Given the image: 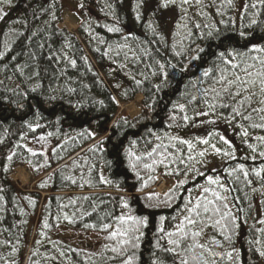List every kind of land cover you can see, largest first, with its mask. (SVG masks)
<instances>
[{
    "label": "trees",
    "instance_id": "obj_1",
    "mask_svg": "<svg viewBox=\"0 0 264 264\" xmlns=\"http://www.w3.org/2000/svg\"><path fill=\"white\" fill-rule=\"evenodd\" d=\"M84 3V20L76 32L61 27L64 7L59 0H10L0 4V10L6 13L0 19V51H4L5 44L10 48L0 60V195L4 196L0 201V264H121L122 258L113 259L117 254L110 248L115 242L106 239L108 233L99 227L83 226L99 224L108 213L111 216L105 222L115 223L114 217L122 213L148 218L147 226L141 229L136 264H179V257L157 248L156 243L168 246L166 232L174 231L183 220L189 200L194 202L205 195L202 188L209 186L208 176H219L230 189L227 203L237 217L238 227L230 228L231 241H225L218 228L207 227L200 242L208 243L211 237L221 242L222 247H213L220 254L215 257L216 264H264V256L260 255L264 251V172L256 175L264 167V156L260 155L264 142L257 139L264 136V129L251 127L261 121L255 113L250 121L232 119L230 109L219 107L209 115H196L209 111L201 95L208 86L202 82V73L219 62L217 54L248 52L253 45L264 46V5L259 0H246L247 10L237 24L236 0L231 7L227 0H203L197 17L187 16L190 18L180 19L168 28L159 21L161 12L151 14L154 0H149L141 20L135 18V0ZM254 3L256 8L251 6ZM108 4L113 6L112 11L106 7ZM150 21L156 33L148 28ZM177 23L188 24L191 39H185L187 30L178 29ZM195 23L201 28L196 29ZM206 24L214 25L211 37L207 36ZM108 27H119L121 31L108 32ZM241 31L246 38L239 36ZM40 44L44 47L40 48ZM125 44L127 47H120ZM196 47L204 49L201 59L191 60ZM176 51L186 54L178 57ZM53 53L59 59L49 60ZM65 53L76 60V67L64 59ZM156 61L165 64L166 80ZM16 65L23 69V75ZM37 71L38 77L34 75ZM114 76L124 81L119 90L113 85ZM133 76L142 81L139 86ZM37 84L40 87L31 92ZM156 85H160L159 91ZM20 92L28 93L27 98L17 95ZM137 94L143 95L140 113L130 116L121 111V105ZM17 103L25 107L18 108ZM179 104L186 106L189 121L184 122V113L173 107ZM172 115L177 117L175 122L170 119ZM207 117L224 121L225 140L229 143L216 136L220 153L211 147L215 144L214 134L208 138V145L202 148L193 143L191 151L179 140L169 139H184L180 133ZM29 123L39 127L33 131ZM244 129L249 133L247 137L243 136ZM92 132L96 133L94 137L89 135ZM41 135L45 141H39ZM102 139V150H93ZM159 143L168 145L173 156L165 164H154V170L144 168L145 163L159 159L147 155ZM24 145L36 151L37 156H31ZM129 150L141 156L140 161H134L135 171L130 166ZM204 150L205 156L200 157L198 153ZM12 151L18 156L9 163L6 157ZM228 151L232 156L224 155ZM21 156L39 168L34 170L32 188H23L12 178L19 166L33 169L21 162ZM189 156L194 159L189 160ZM241 164L247 176L240 171ZM4 167L9 171L4 172ZM159 174L174 180L171 191L164 196L154 191L143 193L155 184ZM101 176L110 183L102 182ZM45 181L47 186L40 187ZM211 187L223 194L222 188ZM122 200L128 202L127 209L122 207ZM64 213L75 222L65 220ZM45 219L50 228L42 227ZM82 235L97 236L99 240L81 245L75 238Z\"/></svg>",
    "mask_w": 264,
    "mask_h": 264
},
{
    "label": "snow or ice",
    "instance_id": "obj_2",
    "mask_svg": "<svg viewBox=\"0 0 264 264\" xmlns=\"http://www.w3.org/2000/svg\"><path fill=\"white\" fill-rule=\"evenodd\" d=\"M10 3V0H0V4ZM193 0H154L152 5L151 14L153 16L158 15L160 12L172 8H179L182 13L185 15L187 14L188 9L184 7L185 5H191ZM197 5L202 3V0H195ZM261 5H264V0H259ZM227 4L229 7L233 5V0H227ZM149 5V0H135V18L136 20H141L143 18V12L146 7ZM253 8H256V4L251 5ZM86 7L84 0H80L78 4V8L80 10H84ZM106 7L112 11V5L108 4ZM247 10V5H245V11ZM203 14V13H202ZM6 13H3L0 10V19H3V16ZM55 19V17H53ZM184 19V16L181 17ZM220 23H224V21H220ZM255 23V21H253ZM176 27L178 29H185L186 36L185 39H191L192 32L188 28V24H180L177 23ZM194 27L196 29H200L201 25L199 23H195ZM205 28L209 29L207 31V36L211 37L213 35L214 25H204ZM148 28L151 29L153 33H156V27H154L153 23L150 21L148 23ZM108 32H120L121 29L119 27H108ZM215 31H219V29H215ZM35 35V33H33ZM201 36L204 35L203 32L200 33ZM239 36L241 38H246L245 33L243 31L239 32ZM163 39V36L160 37ZM127 40V37H125ZM183 45V41H181ZM40 48H43L44 45L40 44ZM69 47L71 45L69 44ZM120 47H127V44L122 45ZM176 45H173L175 48ZM10 50L9 46L5 44L4 51H0V60H3L6 56L7 52ZM97 52L100 51L99 48L96 49ZM196 53L191 57V60H199L201 59L200 53L204 51L203 48L196 47L193 49ZM249 53H256L257 55H250ZM176 56L185 55L184 51H176L174 53ZM35 55V54H33ZM104 55H108L107 52ZM119 55V52H117ZM135 55V53H133ZM64 59L68 61V63L74 68L76 67V60L70 59L67 54H63ZM59 59L55 53L48 56L49 60L52 59ZM15 59V57H12ZM218 63H215L214 68L210 67L203 71L202 73V82H206L208 84L207 87L201 90V95L205 98L204 102L209 111H201L197 112L196 115L204 116L209 115L210 113H214L215 110L219 108H227L230 109V115L232 119L236 117H240L242 120H252L253 113H255L259 119L260 123H252L251 127L254 128H262L264 129V46H257L253 45L248 52H237L231 51L228 52L226 55L224 51H221L217 54ZM251 61V62H249ZM158 68L160 69V74L164 80L167 79L168 73L165 71V64L161 63L160 61H156ZM172 68H175L176 65H169ZM18 70L20 75H23V69L20 68L19 65L15 66ZM123 67V65H122ZM184 71L186 69H180ZM155 75V73H153ZM35 76H39L40 73L37 71L34 73ZM203 78H208L207 81H203ZM31 79V77H29ZM135 80L137 86H139L142 81L136 80L135 77H132ZM40 87L39 84L36 87L31 88V92L35 93L37 89ZM119 87V85H117ZM157 91L160 89V85L155 86ZM15 92V89L13 90ZM71 91V90H70ZM17 95L27 98L28 93L20 92ZM49 99H56V97H50ZM111 99L115 100V97ZM195 99V97H193ZM101 105H103V101H99ZM118 103V101H117ZM18 108H24L25 105L21 103H17ZM149 107H151L149 105ZM174 108L178 107L181 113H184L181 116V119L184 122H187L191 119L185 112L186 106L184 104L174 105ZM170 119L175 122L177 117L175 115L170 116ZM214 122V121H212ZM126 123V121H125ZM179 127V125H177ZM28 127L35 131V127H39L37 124L35 127L31 123L28 124ZM119 127V125H117ZM49 136L52 135L51 133L48 134ZM90 136H95L96 133L92 132L89 133ZM249 135L247 129L243 130V136L247 137ZM159 140L160 137H157ZM170 140H179V143L182 145H187L189 151L195 148V145L190 140L180 139L179 137L172 136L169 137ZM220 139L225 143H229L225 140L224 137H220ZM258 140L264 142V136L257 137ZM46 137L41 135L39 137V141H45ZM103 139L100 141V144L97 148L93 150H102ZM200 143L208 145V139L200 140ZM172 147H176L175 144L171 145ZM19 147V145H17ZM27 152L31 154V156H37V152L34 151L31 147H27ZM211 147L215 150L216 153H220L221 149L217 148L215 144H212ZM249 148H254L253 145L249 144ZM158 150H162L159 151ZM179 151V149H177ZM207 150L200 151L198 155L200 157L205 156ZM43 155V153H40ZM148 156H158L159 159H153L152 164L145 163L143 165L144 168L153 169L154 164H165V161L168 160L173 156L172 153L168 152V145L163 143L157 144L154 148L151 149L150 152L147 153ZM224 155L232 156L231 151L225 152ZM261 156H264V151L260 152ZM18 153L15 151L10 152L7 155L6 159L9 163L13 162L14 157H17ZM130 166L132 167L133 171L136 169V163L134 161H140L141 156L137 155L136 153L129 150L128 152ZM178 159V157H176ZM189 160L194 159L192 156L188 157ZM21 162L27 163L29 166L33 168V170L38 171L35 165L32 164L31 159L28 157L21 156ZM183 162V161H181ZM47 163V162H46ZM75 163V162H74ZM240 171L243 173L244 176L248 175V172L244 170V165L239 166ZM154 170V169H153ZM4 172H8L9 168L4 167ZM261 172H264V167L258 169L256 171V175L260 176ZM139 175V173H137ZM72 183H76L72 177H68ZM101 181L104 183H110L105 177H100ZM151 179V177H150ZM208 185L207 187L202 188V192L205 194L201 197H198L194 202L189 200L185 205L186 215L183 216V220L175 225L174 231L166 232L167 245L162 247L157 241L156 247L161 248L163 251L171 253L174 257H179V264H216L215 257L219 256L220 254L213 251V247H222L220 241L216 240L215 237H211L208 243H201L199 238L204 235V230L207 227L218 228L220 235L223 236L225 241H231V235H229L230 228L238 227L236 223L237 217L233 215L231 212L229 205L227 203L228 196L227 192L230 191L225 185H223L220 181L219 176L213 178V176L207 177ZM212 185H216L219 188H222L223 194L216 190V188L211 187ZM47 181L42 182L40 187H46ZM3 189L0 188V192ZM210 194V195H208ZM149 199L152 197L149 196ZM30 203L35 204V201L28 198ZM85 199H88L85 197ZM0 201H4V196L0 195ZM122 207L127 209L129 207L128 202L126 200H122ZM0 210H3L0 208ZM107 216H111V213L106 214V217H101L99 224L92 223V224H84L85 228H92L96 229L99 227V230L102 232H107L108 235L106 239L112 240L115 242V246L110 248L112 253L117 254L116 258H122L121 264H136V249L139 247V242L141 237L143 236V232L141 229L146 227L148 224V218L134 216L130 214H120L114 217L115 223L112 222H105ZM59 219V218H57ZM64 219L67 220L69 223H74L72 217L69 216L68 213H64ZM164 220V217H161V221ZM264 223V221H261ZM43 228H50L51 225L48 223V220L45 219L42 224ZM161 232L165 230L163 227L160 229ZM43 234V233H42ZM105 248H109L108 245H105ZM131 250V252H129ZM197 250H199V254H197ZM181 253H185L187 255H181ZM63 254V253H62ZM231 252L228 253V258L231 259ZM261 256H264V251L260 252ZM2 259V258H0ZM153 264H156L153 261Z\"/></svg>",
    "mask_w": 264,
    "mask_h": 264
},
{
    "label": "rangeland",
    "instance_id": "obj_3",
    "mask_svg": "<svg viewBox=\"0 0 264 264\" xmlns=\"http://www.w3.org/2000/svg\"><path fill=\"white\" fill-rule=\"evenodd\" d=\"M59 1L61 5L64 7L62 22L60 24L61 27L67 28L72 32H76L84 20V15L81 14L82 10L78 8V4L80 0H59ZM126 1L130 2V0H126ZM245 5H246V0H236V5L234 8V19L237 24H240L241 22V18L245 10ZM184 7L188 9L186 15L182 13L179 8H172L161 12L160 13L161 15H159L160 18L159 21L162 24H165L168 28H172L175 22L179 21L182 16L185 17L184 18L185 20L186 18H190L187 16L197 17L200 14V4L197 5L195 3V0H193V3L191 5H185ZM69 20H71V23L68 22ZM112 82L115 89L119 90L124 81L114 76L112 78ZM117 85H119V87H117ZM142 99H143V95L137 94L132 101H128L121 105V111L123 110L130 116L138 115L141 111ZM223 127H224V121L221 118H217V117L202 118L199 121H197L190 129L180 133V136L185 140H190L195 145L197 144V146L202 147L204 144L200 143V140L206 138L208 139L214 134L215 136L213 138V142L215 143L216 146V142L218 141V138L216 136H218L219 138L221 136L225 138ZM200 130L202 132H200ZM22 173L26 175V179L23 178L24 175H22ZM160 175L161 174L157 176L155 184L150 189L146 190L143 193L147 194L151 191H154L157 195L164 196L171 191V189L174 187V180L171 178H167L165 176L163 177V175L161 176ZM12 178L15 181H17L18 184L23 188L24 187L32 188L35 183L34 170L26 166L17 167L14 174L12 175ZM162 179H164L165 182L161 183L159 189V184L162 181ZM75 239L80 241L81 245H87L88 243L96 242L97 240H99V237L91 236V235L90 236L82 235L81 237Z\"/></svg>",
    "mask_w": 264,
    "mask_h": 264
},
{
    "label": "bare ground",
    "instance_id": "obj_4",
    "mask_svg": "<svg viewBox=\"0 0 264 264\" xmlns=\"http://www.w3.org/2000/svg\"><path fill=\"white\" fill-rule=\"evenodd\" d=\"M68 22H70L71 23V20H69ZM72 25V24H71ZM73 26V25H72ZM22 175H24V177L23 178H25L26 179V175L24 174V173H22Z\"/></svg>",
    "mask_w": 264,
    "mask_h": 264
},
{
    "label": "built area",
    "instance_id": "obj_5",
    "mask_svg": "<svg viewBox=\"0 0 264 264\" xmlns=\"http://www.w3.org/2000/svg\"><path fill=\"white\" fill-rule=\"evenodd\" d=\"M160 176H161V175H160ZM162 182H165V180L162 179V181H161L160 184H159V189H160V185H161ZM163 185H164V183H163Z\"/></svg>",
    "mask_w": 264,
    "mask_h": 264
}]
</instances>
